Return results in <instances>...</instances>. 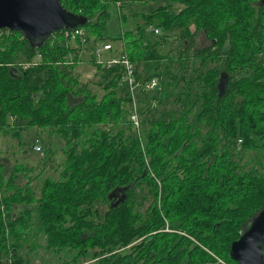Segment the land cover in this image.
Segmentation results:
<instances>
[{
    "label": "trees",
    "instance_id": "1",
    "mask_svg": "<svg viewBox=\"0 0 264 264\" xmlns=\"http://www.w3.org/2000/svg\"><path fill=\"white\" fill-rule=\"evenodd\" d=\"M60 1L86 17L75 29L100 38L109 4L120 0ZM172 3L180 6L176 12ZM151 24L164 37L177 34V56L161 55L159 42L145 37ZM198 33L208 40L204 47L195 43ZM119 39L138 80L160 76L166 57L172 61L165 75L182 82H175L177 113L142 119L139 135L119 67L92 60L103 89L98 96L74 74L77 62L68 59L74 47L62 29L38 47L17 31L0 30V131L19 136L30 126L51 128L66 144L59 178L45 179L38 198L30 187L6 184L0 257L20 264L17 250L32 231L48 248L76 250L75 262L92 247L93 264H238L230 245L264 207V0H170ZM37 52L34 65H18ZM192 59L213 65L186 78L183 67ZM70 94L80 101L69 104ZM142 98L146 106L160 104L155 93ZM145 187L152 201L141 212L136 197ZM100 202L108 207L95 222L87 215ZM129 244L130 253L119 252Z\"/></svg>",
    "mask_w": 264,
    "mask_h": 264
},
{
    "label": "rangeland",
    "instance_id": "2",
    "mask_svg": "<svg viewBox=\"0 0 264 264\" xmlns=\"http://www.w3.org/2000/svg\"><path fill=\"white\" fill-rule=\"evenodd\" d=\"M169 3L170 0H120L111 2L108 6L109 16L100 38L94 35L88 36L85 30H83L82 36L69 39V45L74 47V50L69 54L77 62L74 74L78 77L79 82L85 84L98 96H101L103 89L97 84L99 76L96 74L94 63L92 62V60H95L96 63L98 61L95 57L96 48L101 43L108 41L113 44L116 51L122 50L123 43L119 38L123 36V33L127 31L134 33L136 26L142 24L143 16ZM179 7L178 3H172L171 11L176 12ZM149 26L147 25L144 28V35L153 42H159L157 51L161 55L177 56L179 43L177 34L171 32L164 37L161 31L154 33ZM151 26L154 27L152 24ZM195 43L199 47H204L208 44V40L203 33H198ZM107 54V52H103V56ZM170 61L171 58L164 57L160 63L161 75L157 77L155 89L145 90V93L141 94L142 100L139 97L138 108L141 106V109L140 111L138 109V116L140 121L143 119V122H145L146 119H150L151 117L167 118L171 113L176 114L179 108H181V103L175 100L179 91L175 82L178 81L179 86L182 85V82L165 75L164 66L167 65L168 67ZM185 65V68L183 67L185 74L183 71H180L178 77L183 74L186 78L194 76L198 72H204L210 68L213 63L192 59L188 63H185ZM151 93L159 96L160 104H158L157 99H154L150 100L149 106H146L142 97ZM80 99V96L71 94L68 96L69 104H74L80 101ZM153 103L155 104L153 105ZM147 107H149V111L143 114L142 111ZM11 131V129L0 131V179L2 178L4 184V190L0 189L1 193L3 197L7 193H10V190L6 189V184L12 182L21 189L26 186L30 187L34 197L38 198L45 179L57 180L59 178V171L65 159V140L51 128L44 130L30 126L24 128L19 133V136L12 135ZM127 133L130 134V130ZM35 139L39 140L36 144L40 145L41 151L33 149ZM249 153L251 152L247 151L245 155L246 159ZM10 176L13 177L12 181ZM118 199L119 197L115 196L111 202H116ZM151 201L152 196L147 193V187L140 189L136 197L138 210L146 212ZM30 207L33 208L32 214H34V203H31ZM107 207L108 204L106 202L97 203L92 207L91 213L87 217L93 219L95 222L100 221ZM22 208L23 205H19L14 212L18 213ZM33 229L34 227L32 226L31 230ZM95 251H97L95 248H88L87 254L78 257L74 263L73 255L76 253V250L69 248L59 250L48 248L45 246L44 236L41 234L33 235L31 231L23 246L17 250V257L22 259L20 264H93L96 260L93 257ZM0 264H11L10 258H7V255H2L0 257Z\"/></svg>",
    "mask_w": 264,
    "mask_h": 264
},
{
    "label": "water",
    "instance_id": "3",
    "mask_svg": "<svg viewBox=\"0 0 264 264\" xmlns=\"http://www.w3.org/2000/svg\"><path fill=\"white\" fill-rule=\"evenodd\" d=\"M86 17L64 8L60 0H0V30L19 32L38 47L52 32L86 23ZM225 74L219 78L223 86ZM238 264H264V207L255 213L229 249Z\"/></svg>",
    "mask_w": 264,
    "mask_h": 264
},
{
    "label": "built area",
    "instance_id": "4",
    "mask_svg": "<svg viewBox=\"0 0 264 264\" xmlns=\"http://www.w3.org/2000/svg\"><path fill=\"white\" fill-rule=\"evenodd\" d=\"M154 33H158L159 29L156 27L149 26ZM63 35L69 39L79 37L83 35V30L78 29H62ZM123 43V41H122ZM124 43L123 48L120 51H116V48H114L113 44L111 42H103L101 43L95 50V57L98 59L97 63H101L106 67H112L117 66L120 68V75L121 79L120 82L126 87L128 95L130 97V114L129 118L134 126V131L139 135L140 134V119L138 116V105H139V98L138 93L139 90H151L153 89L156 84L158 78L156 76L151 77L150 79H147L145 81H140L136 77V69L135 64L131 61L129 58L127 52L124 49ZM103 52H107L108 54L106 56H103ZM35 58L27 62L18 63L23 69H25L29 65H34L36 63V59L40 58L39 52H37ZM69 62L74 61V59L71 57V55H68ZM155 89V88H154ZM155 103H153L154 105ZM12 120L13 118L10 117ZM39 140L35 139V144L33 145V149L35 151H41L40 145L36 144ZM3 195L0 190V211L2 213V216L5 217V206L2 202Z\"/></svg>",
    "mask_w": 264,
    "mask_h": 264
},
{
    "label": "flooded vegetation",
    "instance_id": "5",
    "mask_svg": "<svg viewBox=\"0 0 264 264\" xmlns=\"http://www.w3.org/2000/svg\"><path fill=\"white\" fill-rule=\"evenodd\" d=\"M117 196V195H116ZM133 249H132V244H129V245H127V246H124V247H121L120 249H119V252H121V253H130L131 251H132ZM76 254V253H75ZM74 254V255H75ZM87 254V252H85L84 253V256ZM82 256V255H81ZM80 257V256H79ZM95 262L97 261V259H98V257H95ZM77 261V260H76ZM73 262L75 263V261H74V259H73ZM94 262V263H95Z\"/></svg>",
    "mask_w": 264,
    "mask_h": 264
},
{
    "label": "bare ground",
    "instance_id": "6",
    "mask_svg": "<svg viewBox=\"0 0 264 264\" xmlns=\"http://www.w3.org/2000/svg\"><path fill=\"white\" fill-rule=\"evenodd\" d=\"M172 61V60H171Z\"/></svg>",
    "mask_w": 264,
    "mask_h": 264
}]
</instances>
